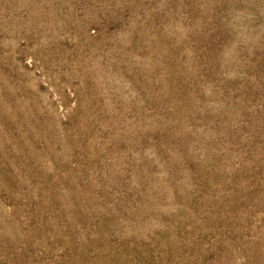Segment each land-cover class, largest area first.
I'll use <instances>...</instances> for the list:
<instances>
[{
  "label": "rangeland",
  "instance_id": "obj_1",
  "mask_svg": "<svg viewBox=\"0 0 264 264\" xmlns=\"http://www.w3.org/2000/svg\"><path fill=\"white\" fill-rule=\"evenodd\" d=\"M0 264H264V0H0Z\"/></svg>",
  "mask_w": 264,
  "mask_h": 264
}]
</instances>
